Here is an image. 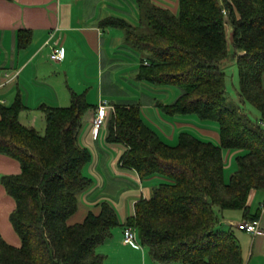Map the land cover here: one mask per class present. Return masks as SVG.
<instances>
[{"label": "trees", "instance_id": "1", "mask_svg": "<svg viewBox=\"0 0 264 264\" xmlns=\"http://www.w3.org/2000/svg\"><path fill=\"white\" fill-rule=\"evenodd\" d=\"M138 2L139 24L109 17L102 25L121 28L126 43L140 52L139 80L181 88L173 102L158 101L159 109L217 121L219 143L188 131L176 144L167 143L144 120L139 104H113L107 140L125 146L121 165L141 179L165 180L135 203L124 224L108 201L98 214L70 223L79 194L92 184L84 173L91 152L79 133L95 105L76 91L67 106L40 105L46 120L41 133L20 120L27 106L18 94L10 105L0 104V154L21 164L19 174L1 178L16 201L10 220L21 245L0 232V264H105L98 247L121 225L136 228L141 245L160 264H245L239 237L221 226V213L236 209L245 219L259 217L251 213L250 196L264 190V0H179L178 14L153 0ZM27 32L20 31L22 42ZM230 58L239 68V105L228 100L223 63ZM247 102L258 109V121L244 110ZM229 149L241 153L226 180Z\"/></svg>", "mask_w": 264, "mask_h": 264}, {"label": "crops", "instance_id": "2", "mask_svg": "<svg viewBox=\"0 0 264 264\" xmlns=\"http://www.w3.org/2000/svg\"><path fill=\"white\" fill-rule=\"evenodd\" d=\"M153 1L162 6L173 2L174 7L178 5L179 8V0ZM109 17L139 24L138 0H0V104L10 105L20 94L27 106L20 120L30 126H34L36 120V116L31 115L33 110L41 111L42 104L67 106L72 91L85 93L88 102L95 105L85 114L79 133L80 144L91 152L84 173L91 178L92 184L79 194V207L69 219L70 223L83 221L90 212L98 214L100 203L108 201L124 224L134 214L135 203L141 197H150L155 187L143 183L136 170L121 165L125 146L107 140V123L95 138L93 117L102 100L111 104H139L144 120L158 130L160 136H165L161 128L166 130V138L176 141V129L170 126L169 117L157 106L158 101L170 103V92L163 86L137 78L142 56L126 43L121 28L102 25ZM21 30H28L24 43L19 39ZM55 46L65 48L63 60L51 58ZM111 114L109 110L107 119ZM177 123L179 126L185 124ZM20 172L18 160L0 154V232L15 246L21 245V238L10 220L16 201L8 194L1 178ZM156 176L145 181L155 180ZM250 205L252 214L259 212V233L252 234L238 227L244 220L241 210H224L221 226L226 230H240L236 233L245 264H264V190L252 192ZM123 229V225L115 228L113 236L103 245L118 242L132 255L127 262L118 261L119 264H148L143 247L123 241Z\"/></svg>", "mask_w": 264, "mask_h": 264}, {"label": "rangeland", "instance_id": "3", "mask_svg": "<svg viewBox=\"0 0 264 264\" xmlns=\"http://www.w3.org/2000/svg\"><path fill=\"white\" fill-rule=\"evenodd\" d=\"M164 7H167L168 9H170L171 12H173L175 14L179 13L178 5H177V8H175L173 2H170L169 6H164ZM228 33H229V39H230L231 28L229 25H228ZM223 66H225V71L227 73L228 100L232 105H239L240 99H239L238 91L240 88V83H239L240 77H239V68H238L237 62H236V60H234V59L232 60V58H230V61L227 64L223 63ZM263 84H264V77H263ZM162 88H165V90H168L170 92L171 98H170L169 102H171V101L173 102L178 97V95L180 94V91H181V88L177 85L163 86ZM163 96H164V94H163ZM243 108L253 118V120L258 121L260 119V113H259L258 109H256L251 103L247 102L246 104L243 105ZM31 115L36 116V120L34 122L35 123L34 127H36L39 132L43 133L45 130V126H46V120H45L44 114L39 110H33L31 112ZM165 116H168V115H165ZM168 117H169L168 120L171 122L170 126L172 128L176 129V133H177L176 134V141L171 142L169 137L166 138V132H165L166 130H163L161 128H160V130L165 135V136H162V134H161V136L166 141H168L169 143H173V144L177 143L178 136H179L180 132H182V131L191 132V133L195 134L196 136H198L204 140H210V141H213L215 143H219V141H220L219 124L215 120H204V119L199 118L195 114L176 115V116H168ZM107 120H108V122L106 121V123L108 125L109 118ZM22 121H23V123H25L24 120H22ZM178 121H182L185 124L182 126H179L177 123ZM208 132H212V133H208ZM213 133H216V134H213ZM95 138H96V136H95ZM240 153L241 152L239 150H234V149L225 150L224 155H225V177H226V179H229L231 174L235 171V169H236V156L239 155ZM156 177H157V179H155V180L151 178V179L145 181V179H143L144 180L143 183H145V184L149 183V184H152L151 186H154V185H157L158 183L165 180L163 177H161L159 175H157ZM123 195H125V194H123ZM226 211H229V209ZM236 212H241V211L236 210ZM255 220H258L260 222L259 217ZM243 221H252V220L244 218ZM226 227L228 228V226H226ZM260 229H261V226H260ZM260 229H259V231H260ZM239 231L240 230H236V232H239ZM123 241L125 242L124 237H123ZM108 244H110V245H108ZM126 244H129V243H126ZM129 245H131V244H129ZM143 248H144V251L146 253L147 259L149 261L148 264H160V263L154 261L153 259H151L150 255H149V249L147 246H143ZM101 251H103V253H105V255L107 254V258L105 259V264H119L120 262H118V261L127 262L129 260V257L132 256L131 254L126 252L125 248H122L121 244L118 242H111L110 241V243H107L105 245L102 244L101 246L98 247V252H101ZM134 259H136V258L134 257ZM140 259L142 261V257Z\"/></svg>", "mask_w": 264, "mask_h": 264}, {"label": "built area", "instance_id": "4", "mask_svg": "<svg viewBox=\"0 0 264 264\" xmlns=\"http://www.w3.org/2000/svg\"><path fill=\"white\" fill-rule=\"evenodd\" d=\"M51 58L54 60H63L65 58V48L63 46H55L51 53ZM145 63H148L147 61ZM109 110L114 111L115 107L110 104L108 100H102L93 117V132L97 137L101 128L106 124ZM238 227L242 230H246L252 234H256L260 229V222L258 220L243 221L238 224ZM123 237L126 243L131 244L134 247L142 248L138 237V231L132 226H125L123 229Z\"/></svg>", "mask_w": 264, "mask_h": 264}]
</instances>
